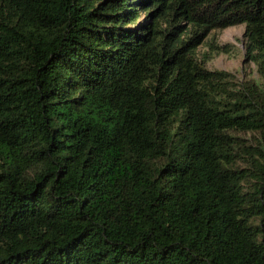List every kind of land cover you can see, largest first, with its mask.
Instances as JSON below:
<instances>
[{
	"label": "trees",
	"instance_id": "1",
	"mask_svg": "<svg viewBox=\"0 0 264 264\" xmlns=\"http://www.w3.org/2000/svg\"><path fill=\"white\" fill-rule=\"evenodd\" d=\"M239 24L264 79V0H0V264H264Z\"/></svg>",
	"mask_w": 264,
	"mask_h": 264
},
{
	"label": "rangeland",
	"instance_id": "2",
	"mask_svg": "<svg viewBox=\"0 0 264 264\" xmlns=\"http://www.w3.org/2000/svg\"><path fill=\"white\" fill-rule=\"evenodd\" d=\"M144 17H146V13L142 11L138 20ZM245 27V24H239L223 30L212 31L205 42L197 48V53L199 57H203L209 52L210 43L213 41L220 45L230 43L229 51L227 52H209L211 58L206 64L207 67L210 69H224L230 71L235 75L237 80L250 81L255 79L264 84V79L261 78L256 64L246 59L244 43ZM235 135L244 138L246 143L257 145L256 138L258 137V133L256 132H240L235 133Z\"/></svg>",
	"mask_w": 264,
	"mask_h": 264
}]
</instances>
